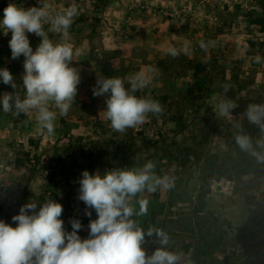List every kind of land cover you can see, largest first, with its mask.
Wrapping results in <instances>:
<instances>
[{
	"label": "rangeland",
	"instance_id": "obj_1",
	"mask_svg": "<svg viewBox=\"0 0 264 264\" xmlns=\"http://www.w3.org/2000/svg\"><path fill=\"white\" fill-rule=\"evenodd\" d=\"M263 1L51 0L54 10L74 6V19L98 18L100 25L94 33L69 30L81 82L68 114L57 115L54 135L36 133L35 113L14 117L0 106V220L16 227L12 217L23 205L55 200L63 206L65 229L70 232V221L80 220L78 235L86 239L85 213L92 210L78 198L82 172L138 169L152 161L155 174L168 177L171 186L133 197L137 212L138 201L149 203L146 214L132 219L145 233L162 229L178 264H263L264 180L228 178L225 171L226 158L236 151L230 133L253 125L244 116L249 104H264V36H258L263 27L254 24ZM10 3L40 6L38 0H0V20ZM3 31L0 26V69L7 68L22 86L24 57L11 58V32ZM49 36L53 42L62 39L59 33ZM29 40L35 51L40 38L29 34ZM185 41L190 54L166 53ZM200 41L214 46L205 51ZM149 69L151 84L136 94L158 100L163 113L123 133L113 130L102 112L106 97L93 96L97 78ZM224 84L237 105L231 118L216 109ZM12 91L0 82V95ZM142 247L150 256L161 245L155 235H146Z\"/></svg>",
	"mask_w": 264,
	"mask_h": 264
},
{
	"label": "clouds",
	"instance_id": "obj_2",
	"mask_svg": "<svg viewBox=\"0 0 264 264\" xmlns=\"http://www.w3.org/2000/svg\"><path fill=\"white\" fill-rule=\"evenodd\" d=\"M39 7L23 8L9 4L4 9L0 26L4 34L11 32L9 48L13 60L24 57L22 86H18L7 68L0 69V82L13 91L0 95V106L6 114L19 117L35 113L38 135L52 136L55 133L57 115L66 116L76 102L80 69L73 66L76 50L68 42L76 8L54 10L51 0H38ZM47 25V29H46ZM49 33H59L62 39L53 42ZM29 34L40 38L33 50ZM213 41H200V48L207 50ZM190 43L181 47L171 46L166 53L173 58L181 53L190 54ZM256 62L261 58L257 56ZM139 71L129 77L97 78L93 96L106 97L104 118L110 121L113 130L123 133L145 123L149 115L160 116L164 109L155 99L138 96L153 79ZM224 95L217 100L218 115L231 118L236 103L227 98L230 85L224 84ZM23 89V94L20 89ZM244 116L248 122L264 131V104H249ZM236 144L242 151L251 152L258 162H264V154L253 149V141L247 134H237ZM264 148V138L256 141ZM155 164L147 161L141 168H112L95 174L83 171L79 179V200L87 209L90 218L88 238L82 239L78 232L83 226L80 220L70 221L71 231L61 219L63 206L55 200L41 205L27 203L18 215L12 217L16 227L0 220V264H178L180 257L167 250L168 235L150 227L144 229L132 219L147 213L149 201H138L137 212L132 199L145 190L154 192L157 186L170 187L168 177H159L154 172ZM155 235L161 247L150 256L142 247L145 236Z\"/></svg>",
	"mask_w": 264,
	"mask_h": 264
},
{
	"label": "trees",
	"instance_id": "obj_3",
	"mask_svg": "<svg viewBox=\"0 0 264 264\" xmlns=\"http://www.w3.org/2000/svg\"><path fill=\"white\" fill-rule=\"evenodd\" d=\"M260 5V15L259 17H256L255 25L262 26V30L258 32V36L263 38L264 36V1L259 3ZM100 25V20L98 18H91V17H79L78 19L73 20V24L71 26V31L75 29V27L78 29L79 32L83 31V29L88 28L92 30L94 33L98 26ZM243 134H247L251 137L253 141V149L257 152H260L264 154V148H260L256 146V141L260 140L261 138H264V131H262L259 127H256L255 125H251L249 128L244 129L242 132ZM238 132L230 133V138L232 139V142L234 143V146L236 148L235 154L228 156L227 159V168L226 176L228 178H240L245 176H252L256 179L262 181L264 180V162H258L257 158L251 154V152L242 151L239 146L236 144L235 136L237 134H240ZM147 148H153L151 146V143H146ZM187 152H190V149H186ZM171 159L174 161L178 160L177 156H172ZM217 181L219 179H216ZM213 248H210V251L206 253L208 256H212V250ZM201 255V254H200ZM264 264V261H263Z\"/></svg>",
	"mask_w": 264,
	"mask_h": 264
}]
</instances>
